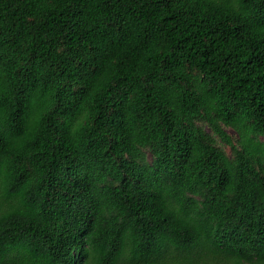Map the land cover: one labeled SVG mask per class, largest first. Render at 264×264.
<instances>
[{
    "label": "trees",
    "instance_id": "trees-1",
    "mask_svg": "<svg viewBox=\"0 0 264 264\" xmlns=\"http://www.w3.org/2000/svg\"><path fill=\"white\" fill-rule=\"evenodd\" d=\"M169 263L264 264V0H0V264Z\"/></svg>",
    "mask_w": 264,
    "mask_h": 264
},
{
    "label": "rangeland",
    "instance_id": "rangeland-1",
    "mask_svg": "<svg viewBox=\"0 0 264 264\" xmlns=\"http://www.w3.org/2000/svg\"><path fill=\"white\" fill-rule=\"evenodd\" d=\"M227 132L229 133V134H231L232 133V130H230L229 128L227 129ZM223 146V148H224V150L227 152V153H229V147H227V146H225V145H222ZM202 253H204V251H202ZM174 255H175V253H173ZM170 264V263H169Z\"/></svg>",
    "mask_w": 264,
    "mask_h": 264
}]
</instances>
